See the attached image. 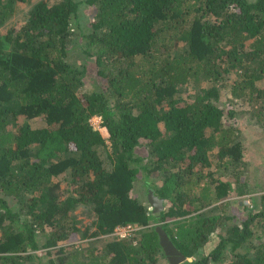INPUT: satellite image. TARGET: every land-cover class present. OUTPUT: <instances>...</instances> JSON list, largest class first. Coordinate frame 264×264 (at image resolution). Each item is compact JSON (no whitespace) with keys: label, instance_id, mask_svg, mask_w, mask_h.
I'll use <instances>...</instances> for the list:
<instances>
[{"label":"trees","instance_id":"obj_1","mask_svg":"<svg viewBox=\"0 0 264 264\" xmlns=\"http://www.w3.org/2000/svg\"><path fill=\"white\" fill-rule=\"evenodd\" d=\"M20 3L0 34V264H160L158 226L178 264H264V0H0V26ZM246 105L253 157L228 123ZM256 192L239 220L229 200Z\"/></svg>","mask_w":264,"mask_h":264},{"label":"rangeland","instance_id":"obj_2","mask_svg":"<svg viewBox=\"0 0 264 264\" xmlns=\"http://www.w3.org/2000/svg\"><path fill=\"white\" fill-rule=\"evenodd\" d=\"M48 2V4H52L55 0H46ZM30 5L26 4V3H20L16 6V9H15V13L13 14V16L7 21L6 25H3V26H0V34H2L3 32L6 31L7 28L9 27H12V26H15V28H18L22 23H24L25 19L27 18V15H28V11L30 9ZM80 8H81V11H82V14L83 16L86 18L84 19V17H82V22L84 21H88L91 17V15L93 14V8L92 6H89L85 3H82L80 5ZM73 49H71L68 54H69V58L71 60H77V62L79 61V57L76 58L75 57V52H72ZM257 85L259 86H262L264 85V81H258L257 82ZM224 92H225V89H222ZM246 111V114L240 112L238 114H236V118L237 120L233 119V120H230L228 121V123H232L234 124L235 126H242L243 125L245 126L246 129H244V135L246 136L247 140H248V143H249V147L252 151V154H251V157L254 156V152H255V155L256 153H259V146H260V142H261V134H262V130L261 129H258L259 127L254 123V120L253 119H249V116L247 113H249V109H250V106H244L243 107ZM91 124L97 128L99 126V119L97 118V116H93L91 118ZM237 121V122H235ZM29 124L32 126V127H37V126H42L44 124V121L41 119V118H38V119H31L29 120ZM243 132V131H242ZM263 137H264V134H263ZM156 175V174H155ZM152 176V177H155ZM224 179L227 177V175L223 176ZM229 178V177H228ZM141 183H142V177L139 176V180H137V182L135 183V186H136V190L133 191V195L139 197L144 203H146V200H147V196H148V192H146V190H144V188H139L141 186ZM67 181L65 179H62L60 180V187H61V190L63 191L64 194H67V189H68V185H67ZM252 196L249 198V197H245V199H234V198H231L229 201H230V211H232L233 213H237L236 216H238L239 220L241 219V215H242V205H246V202H252L254 200L256 201H259V196L261 195L260 192H256V193H253L251 194ZM64 195H62L63 197ZM230 198V197H229ZM249 198V200L247 199ZM150 206V205H149ZM240 207V208H239ZM251 209H254V207H252ZM150 210V209H149ZM235 210V211H234ZM249 211V209L247 210ZM74 213L77 215V219L80 220V223L79 225L81 226H84V225H87L89 223H91L93 221V217L92 216H89V215H86V210L84 207H82L81 205H78L75 210H74ZM114 235V234H113ZM105 238L104 237H98L97 240V243L96 245L99 247L101 244V242H103ZM216 236L213 234L211 237H210V240L209 242L204 245L203 247H201L198 251L199 253H197L198 255H206L213 247L214 245L216 244ZM44 252L43 249H40L38 251H36L35 253L37 255H42V253ZM160 264H169L166 260H162V262ZM181 264H184V263H181Z\"/></svg>","mask_w":264,"mask_h":264},{"label":"water","instance_id":"obj_3","mask_svg":"<svg viewBox=\"0 0 264 264\" xmlns=\"http://www.w3.org/2000/svg\"><path fill=\"white\" fill-rule=\"evenodd\" d=\"M147 201L154 212H159L164 208L163 199L154 195L152 191L148 192ZM156 231L159 235V243L169 264H178L186 260V257L173 245L160 226L156 227Z\"/></svg>","mask_w":264,"mask_h":264},{"label":"built area","instance_id":"obj_4","mask_svg":"<svg viewBox=\"0 0 264 264\" xmlns=\"http://www.w3.org/2000/svg\"><path fill=\"white\" fill-rule=\"evenodd\" d=\"M99 122H100V117H98ZM151 209V207H149ZM135 229L132 225H125L122 227H117L114 231V235L119 237V238H124L128 236L131 232H133Z\"/></svg>","mask_w":264,"mask_h":264},{"label":"clouds","instance_id":"obj_5","mask_svg":"<svg viewBox=\"0 0 264 264\" xmlns=\"http://www.w3.org/2000/svg\"><path fill=\"white\" fill-rule=\"evenodd\" d=\"M98 118V117H97ZM91 122V121H90ZM100 123V122H99Z\"/></svg>","mask_w":264,"mask_h":264},{"label":"crops","instance_id":"obj_6","mask_svg":"<svg viewBox=\"0 0 264 264\" xmlns=\"http://www.w3.org/2000/svg\"><path fill=\"white\" fill-rule=\"evenodd\" d=\"M96 117V116H95ZM149 204V203H148ZM150 207V206H149Z\"/></svg>","mask_w":264,"mask_h":264}]
</instances>
